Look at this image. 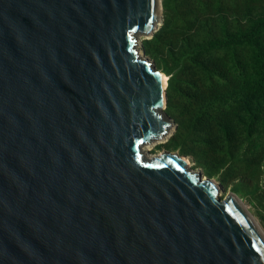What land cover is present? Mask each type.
I'll return each instance as SVG.
<instances>
[{
    "label": "water",
    "instance_id": "1",
    "mask_svg": "<svg viewBox=\"0 0 264 264\" xmlns=\"http://www.w3.org/2000/svg\"><path fill=\"white\" fill-rule=\"evenodd\" d=\"M163 22L162 0H0V264H264L234 194L143 153L173 127L138 49Z\"/></svg>",
    "mask_w": 264,
    "mask_h": 264
},
{
    "label": "trees",
    "instance_id": "2",
    "mask_svg": "<svg viewBox=\"0 0 264 264\" xmlns=\"http://www.w3.org/2000/svg\"><path fill=\"white\" fill-rule=\"evenodd\" d=\"M247 1L163 0V25L143 48L169 77L178 124L161 146L209 177L225 168L224 184L256 182L264 197V0Z\"/></svg>",
    "mask_w": 264,
    "mask_h": 264
},
{
    "label": "rangeland",
    "instance_id": "3",
    "mask_svg": "<svg viewBox=\"0 0 264 264\" xmlns=\"http://www.w3.org/2000/svg\"><path fill=\"white\" fill-rule=\"evenodd\" d=\"M162 2H163V0H162ZM140 39L141 40H139V43H141V42L143 43V41L145 39H147V37L140 36ZM138 49L142 54L144 48H142L141 45H139ZM147 57H149V56L147 55ZM149 58L152 59L151 57H149ZM156 68L159 71L163 72L162 70H160L157 67V65H156ZM167 78L169 79L168 76H167ZM166 110H167V108L165 109V112L172 119V122H173V124H172L173 127L171 129V133L169 136H167L164 139L166 141L165 143H157L153 147H150L149 150H146V153L149 154L148 155V154L144 153L146 157H148V156L153 157V156L159 155L164 150H166L161 145H165L170 140V138L175 134V132L177 130V125H178L177 122L175 121V119L173 117H171L167 113ZM170 152L176 153V154L178 153L182 156L187 157L191 163L192 169L203 172V174L206 177H208L210 179H214L220 185H222L223 189L220 188V192H219L222 199H225L229 194H234L241 201L242 205L244 206V208L246 209V211L248 212V214L250 215L252 220L255 222L257 227L259 229H261V231L263 232V235H264V197H263V192L261 190H256V188L258 186V184L256 182L249 181V180L243 179L241 177H229L226 179L227 184H224L223 177H224L225 171H226L225 168L221 169L216 176L209 177L205 173L204 168L197 165L196 160L192 155H183L179 150H171Z\"/></svg>",
    "mask_w": 264,
    "mask_h": 264
},
{
    "label": "bare ground",
    "instance_id": "4",
    "mask_svg": "<svg viewBox=\"0 0 264 264\" xmlns=\"http://www.w3.org/2000/svg\"><path fill=\"white\" fill-rule=\"evenodd\" d=\"M161 77H162V81H163L164 87H166L167 84H168V78H167V76H166L165 74H163ZM157 143H159V142H158V141H151L150 145H147V146L143 147V153H146V150H149L150 147H153V146L156 145ZM146 154H148V153H146ZM148 155H149V154H148ZM156 156H157V155H156ZM148 157H149V156H148ZM151 157H152V156H151ZM184 158L187 160L189 166L191 167V163H190L189 159H188L187 157H184Z\"/></svg>",
    "mask_w": 264,
    "mask_h": 264
},
{
    "label": "crops",
    "instance_id": "5",
    "mask_svg": "<svg viewBox=\"0 0 264 264\" xmlns=\"http://www.w3.org/2000/svg\"><path fill=\"white\" fill-rule=\"evenodd\" d=\"M249 3H250V1L248 0V1L245 3V6H248V5H249ZM240 4L242 5V4H243V2H242V1H240Z\"/></svg>",
    "mask_w": 264,
    "mask_h": 264
},
{
    "label": "clouds",
    "instance_id": "6",
    "mask_svg": "<svg viewBox=\"0 0 264 264\" xmlns=\"http://www.w3.org/2000/svg\"><path fill=\"white\" fill-rule=\"evenodd\" d=\"M164 74V73H163ZM167 76V75H166ZM169 80V79H168Z\"/></svg>",
    "mask_w": 264,
    "mask_h": 264
}]
</instances>
